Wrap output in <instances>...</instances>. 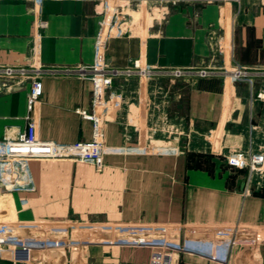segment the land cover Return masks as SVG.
<instances>
[{
	"label": "crops",
	"instance_id": "0c3cea01",
	"mask_svg": "<svg viewBox=\"0 0 264 264\" xmlns=\"http://www.w3.org/2000/svg\"><path fill=\"white\" fill-rule=\"evenodd\" d=\"M147 3L142 29L116 20L121 33L103 44L107 68L136 61L148 72L113 80L104 145L174 151L106 154L96 166L30 161L32 189L0 193V264H264V187H250L242 165L264 152V78L195 74L225 63L264 71V0ZM99 4L0 0V139L24 128L30 79L20 70L92 63ZM39 80L36 138L90 141L76 114L90 109V82Z\"/></svg>",
	"mask_w": 264,
	"mask_h": 264
},
{
	"label": "built area",
	"instance_id": "2783aa9c",
	"mask_svg": "<svg viewBox=\"0 0 264 264\" xmlns=\"http://www.w3.org/2000/svg\"><path fill=\"white\" fill-rule=\"evenodd\" d=\"M38 1V0H32ZM147 0H100L101 19L98 23V32L94 41V58L88 66L44 68L34 70H20L21 74H29V88L25 100V114L23 116L24 128L16 132L12 138L0 139V193L10 191L31 190L33 180L28 171V163L32 160H61L70 159L92 166L98 165L100 159L106 154L133 153L166 155L174 151L166 145H150L145 147L108 148L104 145V126L114 119L118 108V96L111 91L112 82L120 76L147 74V71L138 69L137 62L131 68L124 70L110 69L104 66L102 49L106 38L118 36L121 30L115 25L118 20L126 19L128 33L137 32L133 29H142L143 18L146 16ZM137 10L130 9L132 3H137ZM123 10H126L123 11ZM124 12V13H123ZM135 12L140 17L132 16ZM120 19V20H119ZM135 19V20H134ZM116 22V23H115ZM118 24V23H117ZM43 26V24H40ZM2 73L10 74L11 70L5 68ZM173 76L182 74L181 70H172ZM198 77L222 76L236 81H248L251 77L264 78V71L248 70L234 63H225L218 70H199ZM42 75L75 76L80 80H87L91 84L90 109L88 112L76 110V114L90 123L91 139L88 142H75L72 144H56L51 141H42L36 138L35 106L42 94L40 78ZM256 97L264 99V88ZM242 165L247 169V179L250 174H264V152L248 154Z\"/></svg>",
	"mask_w": 264,
	"mask_h": 264
},
{
	"label": "rangeland",
	"instance_id": "374dc122",
	"mask_svg": "<svg viewBox=\"0 0 264 264\" xmlns=\"http://www.w3.org/2000/svg\"><path fill=\"white\" fill-rule=\"evenodd\" d=\"M136 4V6L134 7V6H131L130 7V9H132L133 11H136L137 10V5H138V2L137 3H135ZM143 6H146V13H148L149 14V10H148V8L147 7H149L148 6V3H147V1L144 3V4H142ZM125 12H126V10H124ZM147 15V14H146ZM224 164V163H223ZM225 165V164H224ZM238 171H242L241 169L240 170H238ZM244 171V173H243V175H245V177H247V169H244L243 170ZM249 181H248V185L250 186V187H255L256 185H260V187H264V174H250L249 175V179H248Z\"/></svg>",
	"mask_w": 264,
	"mask_h": 264
},
{
	"label": "water",
	"instance_id": "95a60500",
	"mask_svg": "<svg viewBox=\"0 0 264 264\" xmlns=\"http://www.w3.org/2000/svg\"><path fill=\"white\" fill-rule=\"evenodd\" d=\"M187 11L190 12V8H187Z\"/></svg>",
	"mask_w": 264,
	"mask_h": 264
}]
</instances>
